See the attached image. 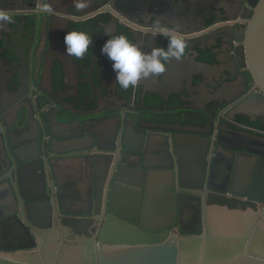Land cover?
I'll list each match as a JSON object with an SVG mask.
<instances>
[{"label": "water", "instance_id": "95a60500", "mask_svg": "<svg viewBox=\"0 0 264 264\" xmlns=\"http://www.w3.org/2000/svg\"><path fill=\"white\" fill-rule=\"evenodd\" d=\"M163 1L175 9L152 18L172 32L146 37L162 47L169 36L194 41L148 78L151 88L120 89L128 105L73 119L46 104L32 116L25 103L6 120L0 100V235L12 243L0 248V264H264V134L234 125L237 116L264 119V0H243L251 10L230 36L241 43L231 55L241 82L218 59L188 56L206 47L208 8L230 0ZM214 40L225 42L220 33ZM14 72L40 90L32 65ZM147 93L168 107L156 109ZM63 219L89 223V236L71 244Z\"/></svg>", "mask_w": 264, "mask_h": 264}, {"label": "flooded vegetation", "instance_id": "af4514ba", "mask_svg": "<svg viewBox=\"0 0 264 264\" xmlns=\"http://www.w3.org/2000/svg\"><path fill=\"white\" fill-rule=\"evenodd\" d=\"M0 2V16L9 17L8 20H0V100L8 108L6 120L18 117L19 109L25 103L32 116H36L40 104H46L49 111L59 110L73 119L91 111H102L126 103L128 105L127 99L120 97L121 88L116 83L111 62L101 54L100 48L113 34H124L134 42H142L146 50L162 47L161 42L147 38L148 33L145 35L143 30L172 32L171 28L160 25L161 19H153L152 16L155 12H169L175 9L163 0H115L111 6L108 5L110 0H90V5L82 10L73 5L75 0ZM191 3L194 1L191 0ZM226 5L228 8L224 10L208 8L212 9L208 11L209 15L214 16L204 21L205 29L210 31V35L203 38L202 43L206 47L196 51L192 48L188 56L215 65L218 59L223 62L218 65L230 68L241 82L231 57L234 52L239 51L241 43L230 36L231 33L241 34L251 8L243 0H230ZM49 6L51 11H44ZM190 8L192 7L183 8V12L188 15ZM176 26V29L186 31L182 21ZM72 30L84 31L93 38V43L82 59L70 57L65 53L63 37L66 32ZM131 30L139 32L142 39L134 38ZM217 33L224 35L225 42L214 40ZM183 36L187 38L191 35ZM193 39L186 41L193 43ZM29 65L33 66L36 79H40V90L29 89L24 84L23 77L21 81L16 77L15 69L24 72ZM140 84L142 86L137 87V94L152 87L148 79L142 80ZM168 91L170 92L169 87L164 92L169 93ZM145 95L149 100L155 99L156 109L168 107L169 103H163L158 96L149 93ZM250 118L255 121L249 122V119L237 116L234 125L242 129H256L264 134V119L259 114ZM32 129L36 132L34 122ZM211 200L216 199L210 197L209 201ZM63 223L74 229L73 236L69 238L71 244L75 242L74 235L89 236L88 229L84 232L76 229L77 225L79 227V221L63 219ZM83 223L82 221L80 226ZM7 245L12 243L0 235V248Z\"/></svg>", "mask_w": 264, "mask_h": 264}, {"label": "clouds", "instance_id": "9594fccd", "mask_svg": "<svg viewBox=\"0 0 264 264\" xmlns=\"http://www.w3.org/2000/svg\"><path fill=\"white\" fill-rule=\"evenodd\" d=\"M75 6L82 10L88 4L86 0H75ZM44 11H51L50 6ZM8 19L7 15L0 16V20ZM63 43L68 56L82 59L93 43V38L84 31L72 30L65 33ZM186 49L187 41L179 35L169 36L166 47L146 50L142 42H134L124 34H113L105 40L100 52L111 62L118 86L127 90L135 88L144 79L164 74L167 62L184 58Z\"/></svg>", "mask_w": 264, "mask_h": 264}, {"label": "crops", "instance_id": "0c3cea01", "mask_svg": "<svg viewBox=\"0 0 264 264\" xmlns=\"http://www.w3.org/2000/svg\"><path fill=\"white\" fill-rule=\"evenodd\" d=\"M172 90V89H170ZM169 92V91H168ZM205 93V92H204ZM248 169H249V164H248V160L246 159H241L240 160V166H239V173H240V178H239V181L241 183H244V176H246L247 172H248ZM73 172V173H72ZM71 175L75 176V177H78L80 175V173H78V170H72L71 171ZM71 210H75V207L72 205L71 206ZM152 221H154V219H152Z\"/></svg>", "mask_w": 264, "mask_h": 264}, {"label": "trees", "instance_id": "16d2710c", "mask_svg": "<svg viewBox=\"0 0 264 264\" xmlns=\"http://www.w3.org/2000/svg\"><path fill=\"white\" fill-rule=\"evenodd\" d=\"M210 60H212V59H210ZM240 207L243 208L244 205H240ZM79 223L81 224L82 221H79ZM80 224H79V227H78V225L76 226V229H78L80 232H84V231H86V229H87V227H88V223L84 222L82 226H80ZM77 227H78V228H77Z\"/></svg>", "mask_w": 264, "mask_h": 264}]
</instances>
